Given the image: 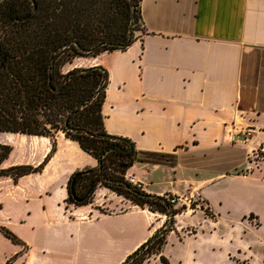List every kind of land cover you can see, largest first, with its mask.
<instances>
[{"label": "crops", "instance_id": "crops-1", "mask_svg": "<svg viewBox=\"0 0 264 264\" xmlns=\"http://www.w3.org/2000/svg\"><path fill=\"white\" fill-rule=\"evenodd\" d=\"M140 14L127 49L76 66L100 65L109 74L104 129L135 147L125 177L146 194L191 195L204 204L177 213L160 253L144 264H163L160 257L194 263L205 234L217 240L218 261L236 254L250 261L261 246L244 236H258L264 247V154L253 158L264 145V0H141ZM232 122L251 136L227 137ZM15 136L0 134L12 147L4 167L39 164L52 143L54 152L40 172L48 175L38 184L40 213L27 205L33 197L23 181L38 173L0 180V212L6 199L18 201L14 215L28 229L18 233L24 247L8 264H121L165 225V214L106 188L80 207H65V191L52 208L51 189H65L72 172L97 161L61 132L52 140Z\"/></svg>", "mask_w": 264, "mask_h": 264}, {"label": "trees", "instance_id": "trees-1", "mask_svg": "<svg viewBox=\"0 0 264 264\" xmlns=\"http://www.w3.org/2000/svg\"><path fill=\"white\" fill-rule=\"evenodd\" d=\"M140 2L0 0V134L52 140L61 132L97 161L96 166L68 176L65 207L86 206L92 203L98 188H106L131 205L165 214L166 225L183 209H175L164 197L146 194L126 180L125 173L135 159L134 144L104 129L107 70L100 65L73 64L75 59L127 49L141 30ZM11 150L10 145L0 143V179L16 183L23 176L43 170L54 152V143L37 165L3 168ZM0 231L24 247L5 228ZM156 232L121 264H144L158 255L166 234L153 237ZM160 260L168 264L164 257Z\"/></svg>", "mask_w": 264, "mask_h": 264}, {"label": "rangeland", "instance_id": "rangeland-1", "mask_svg": "<svg viewBox=\"0 0 264 264\" xmlns=\"http://www.w3.org/2000/svg\"><path fill=\"white\" fill-rule=\"evenodd\" d=\"M88 59H84V58H80V59H75L73 64L74 65H83V64H88ZM16 135L15 138V142H18L20 140H24L25 137L22 136H26V135H19V134H13ZM18 135V136H17ZM35 137V136H33ZM263 154H258L257 157H253V158H260ZM3 168L4 164L2 165ZM48 175L47 173H38V174H33L31 175V177H29V179L26 178L25 176V180H23L24 182H29L30 185L26 186V189H30L31 193H30V197H33V199H30L31 201L27 204L26 201L22 202L23 205L27 204L30 209L32 210V214L36 213H40L42 211V200L40 198V196L38 195V184L41 182H44L47 179ZM24 178V177H22ZM3 180V179H0ZM23 182V183H24ZM26 182V184H27ZM22 183V184H23ZM11 185H13V183H11ZM65 189H58L56 186L53 187L51 189V194L49 196L46 197V200L50 201V206L52 208L55 207V204L57 203L56 200L57 198L61 197L62 194H64ZM4 193V192H3ZM2 193V194H3ZM1 194V195H2ZM15 195L17 196V200H19L20 198V194L15 193ZM13 196V197H14ZM43 197V196H42ZM44 198V197H43ZM18 201H16V203L11 202L10 199H6L3 203H2V210L4 208V213L0 212V228H5L7 231H9L10 233H12L15 237L19 238L18 233H23L24 231H27V227L24 224L20 223L21 218H19V216L17 217L16 215H14V213L16 212V208H18L17 206ZM10 213V214H9ZM212 236L213 235H208L205 234L204 236L200 237L196 242H199V245L201 247L200 250L197 251L198 254V259L196 262L191 263V264H264V247L261 245V242L258 239V236L256 235H245L244 239H246L247 241H251V243L253 245H259L261 246V248L259 249V253H255L253 255V259L252 260H241L240 258L237 257L238 254H236L235 258H231L229 260H217V256L219 254V250L217 247V240L215 239V241H212ZM217 238V236L215 237ZM18 244L13 243L9 238H7L1 231H0V264L3 261V264L6 263V261L8 259H15L16 256H14L12 254V252L16 249H18ZM131 254V253H130ZM7 257V260L4 258ZM168 263L171 262L167 259ZM13 263V262H12ZM10 263V264H12ZM172 264H178V262H173Z\"/></svg>", "mask_w": 264, "mask_h": 264}, {"label": "built area", "instance_id": "built-area-1", "mask_svg": "<svg viewBox=\"0 0 264 264\" xmlns=\"http://www.w3.org/2000/svg\"><path fill=\"white\" fill-rule=\"evenodd\" d=\"M252 130L250 128H244L240 123L232 122L228 125L227 137L233 139V137L243 136L244 138L250 137ZM264 154V145L258 148L253 153L254 157H257L258 154ZM126 178V177H125ZM126 180L135 186L138 189H141V183L135 181L133 178H126ZM165 200L172 205L174 208H181L183 210H192L194 208H203L204 204L199 197L191 195H166L164 196ZM122 209V208H120ZM167 219V217H166Z\"/></svg>", "mask_w": 264, "mask_h": 264}, {"label": "water", "instance_id": "water-1", "mask_svg": "<svg viewBox=\"0 0 264 264\" xmlns=\"http://www.w3.org/2000/svg\"><path fill=\"white\" fill-rule=\"evenodd\" d=\"M172 224H173V217L170 218L168 223L166 225H164L158 232H156L155 236H153V237L167 234L169 232L168 230Z\"/></svg>", "mask_w": 264, "mask_h": 264}]
</instances>
